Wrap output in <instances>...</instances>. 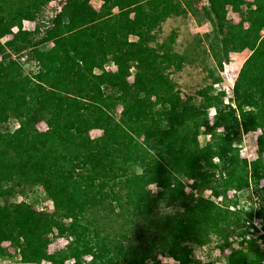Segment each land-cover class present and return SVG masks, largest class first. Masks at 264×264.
<instances>
[{
  "label": "trees",
  "instance_id": "1",
  "mask_svg": "<svg viewBox=\"0 0 264 264\" xmlns=\"http://www.w3.org/2000/svg\"><path fill=\"white\" fill-rule=\"evenodd\" d=\"M52 1L0 8V256L8 243L30 264H161L159 254L216 264L213 250L226 264H263L228 194L264 180V0H208L205 10L179 0H102L99 9L65 0L47 18ZM228 5L240 25L228 21ZM188 12L208 18L212 50L222 38L251 47L234 104L215 90L213 72L196 92L200 103L174 78L187 58L174 34L162 40L163 26ZM28 50L32 75L22 62ZM12 119L18 128L5 129ZM93 131L103 134L90 140ZM251 132H259L258 157L248 163L240 143ZM35 187L51 212L16 201ZM171 207L175 214L165 215ZM59 239L65 246L51 253ZM202 247L206 258L197 261Z\"/></svg>",
  "mask_w": 264,
  "mask_h": 264
},
{
  "label": "rangeland",
  "instance_id": "2",
  "mask_svg": "<svg viewBox=\"0 0 264 264\" xmlns=\"http://www.w3.org/2000/svg\"><path fill=\"white\" fill-rule=\"evenodd\" d=\"M26 1L27 0H0V8L3 9V13H11L20 6L24 5ZM179 1L183 3L187 1L191 3L193 7H197L198 9H210L208 0ZM247 1L249 3L254 2L255 0ZM64 2L65 0H54L50 2L48 7L45 8L46 17L54 18L61 11ZM92 4L95 8L99 9L103 4V1L92 0ZM225 12L228 21L233 22L235 25H240L243 22L242 15L239 12L234 11L231 6H226ZM247 25L248 24H245V27H247ZM23 27L28 31H34L36 28V22L24 21ZM17 31L18 30L15 29L14 33H16ZM210 32V22H208V18L205 17L202 13L199 15V18L198 16H194L190 12H188L187 14L181 13L180 15H173L167 20V22L163 26L162 40H167L174 34L177 38L175 50L180 54L185 55L187 58L184 68L178 73H175L174 78L185 94L195 97V101L197 103H200L199 98L196 97V92L198 91V89L207 84L206 82L208 79H210V81L213 80V78H211L210 76V73L213 72L214 76H216L217 78V81L215 82V90L225 91L227 94L225 100L226 104H234L235 99L240 95V93L235 90V82L239 76L242 66L251 54V47L238 50L231 44H229L225 38H222L219 42L214 43V51L210 48L209 42L206 37V34ZM40 36L36 38L39 39ZM11 38L12 36H9L3 39L2 42H5L6 40H9ZM50 45L51 44H48L47 46L50 47ZM29 52L30 50L24 52L22 62L24 64L26 72L32 75L37 71V65L34 61L30 60ZM107 68L115 69L113 65H108ZM210 116L211 118H213L214 110H210ZM6 126H8V129L15 130L18 128V122L12 119L9 122L5 123V129ZM38 127L40 131L46 130L47 125L45 120H42L38 124ZM102 134V131H93L91 133L90 140L99 137ZM258 136L259 132H251L242 136V141L240 143L241 154L242 158L246 159L248 163H251L258 157ZM200 139L202 144H206L209 141L210 137L203 134ZM252 191L257 204L259 203L264 210V180L258 187L251 184L249 188L243 189L241 190V192L238 191V194L233 191L230 192L228 196L230 198H234L235 200V203H233L232 206H237L238 204L240 206L239 198L244 199V197H247V199H250L249 194L251 195ZM27 192L28 193L26 194H28V196H20L16 199V201L21 202L23 200H26L27 202L32 203L40 211L51 212L53 210L51 202L45 198L44 193L41 192L38 188L35 187L29 189V191ZM205 196L210 197L216 202H220L221 200L218 197L211 196L209 192L206 193ZM176 211L177 208H168V210L165 211V215L175 214ZM240 211L241 215H244L243 218H245V221H247L246 217L249 216L248 211L245 209L243 211V208L242 210L240 209ZM258 213L260 214L259 210ZM144 223L145 221L138 220L139 226L144 225ZM145 240L148 241L147 238H145ZM240 240L241 239L239 236L236 239L234 235L230 237L229 243H236L234 246L236 248L237 246H239L238 242ZM136 243L145 244V242H142V239L134 240V244ZM65 244V240L59 239L56 243L50 246V252L52 253L59 248H63ZM4 247L8 249V254L5 257L0 256V264H30L24 263L22 261L20 252L15 250L8 243H6ZM207 251L208 247L196 249V251L194 252V258L197 261L204 260L206 258ZM213 252V257L217 260L216 264H226V261L223 258L222 252L220 250H213ZM158 260L161 264H178V262L169 257L167 254H159ZM42 264L48 263L43 262Z\"/></svg>",
  "mask_w": 264,
  "mask_h": 264
},
{
  "label": "built area",
  "instance_id": "3",
  "mask_svg": "<svg viewBox=\"0 0 264 264\" xmlns=\"http://www.w3.org/2000/svg\"><path fill=\"white\" fill-rule=\"evenodd\" d=\"M249 197L250 199H247V197H244V199L239 198L240 206L239 204L237 206H231L230 209L238 213L241 212L240 209L242 210V208L243 211L244 209L248 211L249 216L246 217L247 221H245L246 228L248 229V239H257L260 244V249L264 253V238H262L264 237V210L262 214L258 213L261 205L259 203L257 204L253 191L251 195L249 194Z\"/></svg>",
  "mask_w": 264,
  "mask_h": 264
}]
</instances>
